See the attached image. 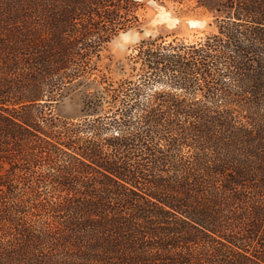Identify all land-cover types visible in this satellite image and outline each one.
I'll return each instance as SVG.
<instances>
[{
  "label": "trees",
  "instance_id": "obj_1",
  "mask_svg": "<svg viewBox=\"0 0 264 264\" xmlns=\"http://www.w3.org/2000/svg\"><path fill=\"white\" fill-rule=\"evenodd\" d=\"M146 1L0 0V264H264V0H194L215 33L112 80Z\"/></svg>",
  "mask_w": 264,
  "mask_h": 264
},
{
  "label": "rangeland",
  "instance_id": "obj_2",
  "mask_svg": "<svg viewBox=\"0 0 264 264\" xmlns=\"http://www.w3.org/2000/svg\"><path fill=\"white\" fill-rule=\"evenodd\" d=\"M141 12L143 26L120 33L102 51L99 69L112 80L131 76V58L142 40L163 36L166 40L176 39L188 44L217 31L212 14L194 0H147ZM87 88L97 89L91 81L67 87L65 97L54 106L53 112L67 118L81 115L79 109Z\"/></svg>",
  "mask_w": 264,
  "mask_h": 264
}]
</instances>
